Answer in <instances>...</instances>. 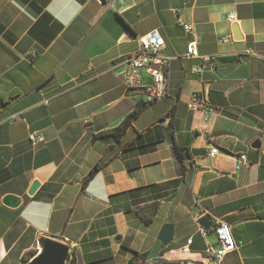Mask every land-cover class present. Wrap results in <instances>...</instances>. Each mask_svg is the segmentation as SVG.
I'll return each instance as SVG.
<instances>
[{
	"label": "crops",
	"instance_id": "obj_1",
	"mask_svg": "<svg viewBox=\"0 0 264 264\" xmlns=\"http://www.w3.org/2000/svg\"><path fill=\"white\" fill-rule=\"evenodd\" d=\"M153 29L170 58L166 96L118 135L144 101L113 65ZM190 41L215 56L196 77ZM218 221L236 245L219 264H264V0H0V264H25L41 237L68 245L71 264H216Z\"/></svg>",
	"mask_w": 264,
	"mask_h": 264
},
{
	"label": "built area",
	"instance_id": "obj_2",
	"mask_svg": "<svg viewBox=\"0 0 264 264\" xmlns=\"http://www.w3.org/2000/svg\"><path fill=\"white\" fill-rule=\"evenodd\" d=\"M98 3H103L105 0H95ZM229 21H235V13L228 14ZM185 31L190 32L192 27L190 24H183ZM232 39L229 33L220 39L221 42ZM137 49L127 56L123 57L121 61L113 66L118 67L117 75L122 79V83L126 89H142L143 101L145 103H152L160 100L166 96V77L163 69L168 65L169 57L161 54L164 47V40L157 30L153 29L137 37ZM183 57L197 58L196 64L191 68L193 76H200L206 69L214 67L215 56L211 54H200L196 47L195 41H190L185 48ZM142 72L148 75L149 81L144 82ZM192 98L197 101L199 97L194 94ZM23 120L21 114L11 115L8 118L9 123L20 122ZM29 140L33 145H38L44 142V139L36 131L29 134ZM217 152L216 148H211L209 153L214 155ZM240 162L246 161V155L239 156ZM199 231L203 236H207V231L203 227H199ZM213 234L215 237V245L208 246L207 252L212 258L213 262L219 264L224 256L235 249V241L230 232V227L223 221H218L213 227ZM187 244L191 240L188 239ZM193 264V262H192Z\"/></svg>",
	"mask_w": 264,
	"mask_h": 264
},
{
	"label": "water",
	"instance_id": "obj_3",
	"mask_svg": "<svg viewBox=\"0 0 264 264\" xmlns=\"http://www.w3.org/2000/svg\"><path fill=\"white\" fill-rule=\"evenodd\" d=\"M233 34L236 35V26L232 27ZM142 90V89H141ZM259 146L258 141H256L252 147L257 148ZM38 183L34 181L28 190V194H32ZM20 199L13 195H7L3 199V203L15 207L19 204ZM198 224L205 229H208L211 225V219L209 215L201 217L198 221ZM173 237V224L165 223L162 225L158 240L162 244H167ZM37 252L26 261L25 264H71L72 262V251L68 245L63 243L46 239L38 238L37 240Z\"/></svg>",
	"mask_w": 264,
	"mask_h": 264
},
{
	"label": "trees",
	"instance_id": "obj_4",
	"mask_svg": "<svg viewBox=\"0 0 264 264\" xmlns=\"http://www.w3.org/2000/svg\"><path fill=\"white\" fill-rule=\"evenodd\" d=\"M148 103L145 102H141V104H136L134 109L132 110V112L130 114H128L127 116L124 117V119L121 121L119 127L115 130H111L113 132H117L118 135H121L122 131L125 130L128 126H130L131 120L140 112V110ZM174 153L176 155V157L178 158L179 162H180V166L181 169L183 168V157L181 155V153L179 152V150L177 148H174ZM96 171V168L92 169L89 174L87 175V177L85 178V180H88L93 173ZM155 205H153L154 207ZM144 223H149L150 219L149 217H144L143 219ZM145 257V254H140V255H135L133 256L129 261L128 264H141L142 259ZM73 262V259H72Z\"/></svg>",
	"mask_w": 264,
	"mask_h": 264
},
{
	"label": "bare ground",
	"instance_id": "obj_5",
	"mask_svg": "<svg viewBox=\"0 0 264 264\" xmlns=\"http://www.w3.org/2000/svg\"><path fill=\"white\" fill-rule=\"evenodd\" d=\"M182 264H192L191 262H185V263H182Z\"/></svg>",
	"mask_w": 264,
	"mask_h": 264
}]
</instances>
